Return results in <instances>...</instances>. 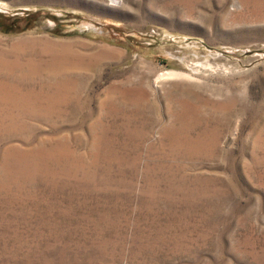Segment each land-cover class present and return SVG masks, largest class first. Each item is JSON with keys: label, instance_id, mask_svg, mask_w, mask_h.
<instances>
[{"label": "rangeland", "instance_id": "rangeland-1", "mask_svg": "<svg viewBox=\"0 0 264 264\" xmlns=\"http://www.w3.org/2000/svg\"><path fill=\"white\" fill-rule=\"evenodd\" d=\"M0 264H264V0H0Z\"/></svg>", "mask_w": 264, "mask_h": 264}]
</instances>
